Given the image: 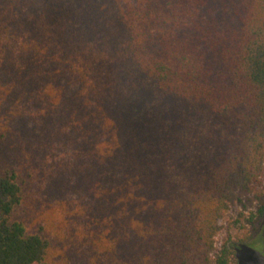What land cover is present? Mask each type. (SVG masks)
Wrapping results in <instances>:
<instances>
[{"label":"trees","instance_id":"16d2710c","mask_svg":"<svg viewBox=\"0 0 264 264\" xmlns=\"http://www.w3.org/2000/svg\"><path fill=\"white\" fill-rule=\"evenodd\" d=\"M264 223V0H0V264H238Z\"/></svg>","mask_w":264,"mask_h":264},{"label":"rangeland","instance_id":"374dc122","mask_svg":"<svg viewBox=\"0 0 264 264\" xmlns=\"http://www.w3.org/2000/svg\"><path fill=\"white\" fill-rule=\"evenodd\" d=\"M237 217V209L231 212L230 218L223 221L224 230L218 237V246L232 235L235 242V257L238 264H264V223L259 226V233L250 236V230H235L230 233V222ZM231 234V235H230Z\"/></svg>","mask_w":264,"mask_h":264}]
</instances>
